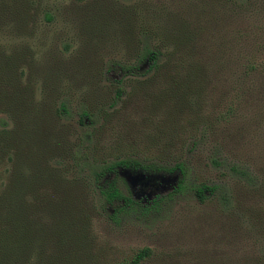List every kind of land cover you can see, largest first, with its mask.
I'll return each instance as SVG.
<instances>
[{
	"label": "rangeland",
	"instance_id": "rangeland-1",
	"mask_svg": "<svg viewBox=\"0 0 264 264\" xmlns=\"http://www.w3.org/2000/svg\"><path fill=\"white\" fill-rule=\"evenodd\" d=\"M245 2L12 0L0 12L3 138L41 124L40 146L69 181L83 137L91 162L185 163L193 183L228 198L202 203L190 187L172 195L178 174H131L135 199L164 197L150 212L110 220L82 191L66 221L0 215V264H127L144 248L143 264H264V0ZM145 31L162 66L127 75L120 67L136 62ZM62 101L71 120L53 114ZM83 109L93 115L88 139L77 127ZM15 154L0 142V191Z\"/></svg>",
	"mask_w": 264,
	"mask_h": 264
},
{
	"label": "trees",
	"instance_id": "trees-1",
	"mask_svg": "<svg viewBox=\"0 0 264 264\" xmlns=\"http://www.w3.org/2000/svg\"><path fill=\"white\" fill-rule=\"evenodd\" d=\"M11 1L0 0V12H4ZM235 1L242 6L247 3L245 0ZM140 43L141 49L136 62L120 67L127 75L143 77L162 66L163 54L159 47L153 46L148 31L144 32ZM250 69L254 70L252 64ZM53 114L60 120H71L72 118L69 105L65 101L60 103ZM78 116L77 127L88 139L91 135L87 130L88 121L92 120L93 115L88 109H83ZM1 126L4 127L6 133L7 120L3 119ZM41 129V124H37L11 131L6 137L5 134L4 138L0 133V142L11 144V149L16 152L14 158L11 156L12 158L9 160L14 163L15 167L12 171L10 184L0 191L1 216L20 217L26 220L43 216L57 221H66L69 218L68 207L77 202L76 199L80 197L79 194L82 191H86L85 194L92 196L95 202L97 201L102 212H110L108 213L110 220H118L133 213H148L164 200V197L158 196L145 204L142 200L135 199L128 189L126 171L132 174H178L179 177L172 195L183 194L184 190L190 187L195 197L202 203L206 201L208 196H214L215 193L216 197L221 195L219 198L222 205H225V197L226 200L228 199L219 186L193 183L191 170L185 163L166 166L156 162L149 164L129 158L100 163L91 162L87 158V149L82 146L83 144L86 145L83 143L86 141L83 137L81 143L73 149L71 161L75 164L78 172L75 178L69 181L66 179L65 173L67 172L65 169L67 165L52 163V157L47 158L46 149L40 146V142L43 140ZM23 146H27L29 149L23 152L21 151ZM230 171L248 183L250 182L251 185L257 184L253 173L246 167L235 164L230 166ZM69 189L73 194L68 192ZM151 254V249L144 248L127 264H143Z\"/></svg>",
	"mask_w": 264,
	"mask_h": 264
},
{
	"label": "water",
	"instance_id": "water-1",
	"mask_svg": "<svg viewBox=\"0 0 264 264\" xmlns=\"http://www.w3.org/2000/svg\"><path fill=\"white\" fill-rule=\"evenodd\" d=\"M131 174H132V173L126 171L125 175H126L127 180H128V178L130 177L129 175H131Z\"/></svg>",
	"mask_w": 264,
	"mask_h": 264
}]
</instances>
